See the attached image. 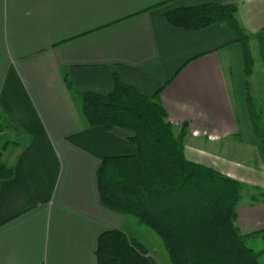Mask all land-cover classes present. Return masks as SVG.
Listing matches in <instances>:
<instances>
[{"label": "crops", "instance_id": "obj_1", "mask_svg": "<svg viewBox=\"0 0 264 264\" xmlns=\"http://www.w3.org/2000/svg\"><path fill=\"white\" fill-rule=\"evenodd\" d=\"M212 3L236 6L250 75L226 24L188 30L164 17ZM115 77L157 95L177 134L186 126L189 161L243 184L235 225L246 241L264 232L263 145L248 106L250 81L264 77V0H0V135L14 136L0 148L9 141L1 162L14 169L0 181V264H98L103 232L131 233L129 215L101 204L96 173L138 147L128 130L90 126L78 95L109 94Z\"/></svg>", "mask_w": 264, "mask_h": 264}, {"label": "trees", "instance_id": "obj_2", "mask_svg": "<svg viewBox=\"0 0 264 264\" xmlns=\"http://www.w3.org/2000/svg\"><path fill=\"white\" fill-rule=\"evenodd\" d=\"M236 12L234 4L212 3L170 10L164 17L172 26L188 30L226 24L243 45L245 73L250 75L254 63L250 36ZM65 79L73 90L67 76ZM78 95L90 126L128 130L129 141L138 147L134 155L101 160L96 178L104 207L133 216L153 230L172 264H260V253L247 245L235 225L243 184L186 158V126L179 134L175 132L157 95L147 96L118 77L109 94ZM248 106L264 153V129L250 95ZM8 144L0 151V181L14 175V169L1 162ZM257 198L264 199V191ZM95 254L98 264H150L141 242L119 229L101 234Z\"/></svg>", "mask_w": 264, "mask_h": 264}, {"label": "rangeland", "instance_id": "obj_3", "mask_svg": "<svg viewBox=\"0 0 264 264\" xmlns=\"http://www.w3.org/2000/svg\"><path fill=\"white\" fill-rule=\"evenodd\" d=\"M250 92L251 97L253 98V105L256 109V113L258 114L257 118L259 119L261 127L264 129V77L252 78V80L250 81ZM2 130L3 128L0 127V132ZM9 139H14V136H12L10 132L6 135H0V148L4 141ZM258 189L264 191V189L261 188H257L254 190ZM261 191H254L256 192L255 197H259ZM246 195L247 194H244V196ZM130 217L131 221L127 228L131 231V233L128 236L133 239H136L137 241H140L141 244L147 249L148 254L146 255V257L149 262L151 261L153 263L155 261L158 264H172L171 260L167 255L163 243L161 242L160 238L156 235V233L146 225L140 223L133 216ZM258 234L259 235H255L250 240H247L246 243L248 246L251 245L252 247H249H251L253 250L260 253V264H264V232H259Z\"/></svg>", "mask_w": 264, "mask_h": 264}]
</instances>
